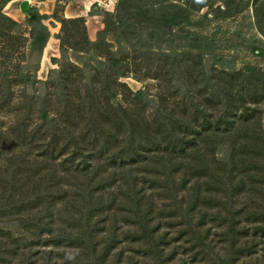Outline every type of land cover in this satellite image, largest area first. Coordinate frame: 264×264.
<instances>
[{"label": "rangeland", "instance_id": "obj_1", "mask_svg": "<svg viewBox=\"0 0 264 264\" xmlns=\"http://www.w3.org/2000/svg\"><path fill=\"white\" fill-rule=\"evenodd\" d=\"M260 51L264 0H0V264H264Z\"/></svg>", "mask_w": 264, "mask_h": 264}, {"label": "trees", "instance_id": "obj_2", "mask_svg": "<svg viewBox=\"0 0 264 264\" xmlns=\"http://www.w3.org/2000/svg\"><path fill=\"white\" fill-rule=\"evenodd\" d=\"M1 17L4 20H7L8 22H10V24H12L14 27L20 26L17 22L12 20L11 18H8L3 13H1ZM34 17H37V20H34L31 23H35L39 27V29L41 31L38 34V38H33L32 39L33 48L36 49V47L38 46V52H39L38 65H37V69H38L39 65H40V62L42 60L43 53H44V50L46 48V45L49 42V39L51 37V32H50V29L48 28V26H46L43 23V21H44L43 16H41L39 13L33 11V18ZM259 53H260L261 56H264V52L260 51ZM55 72H56L55 70L52 71V73H55ZM259 92L263 93L262 95L259 93V99L263 100L264 99V87H262V88L259 87ZM259 156L260 157L264 156V127L261 128L260 124H259ZM261 170H262V172L260 171V173L264 174V166L261 167ZM261 174H259V175H261ZM259 178L264 182V176L263 175L261 177L259 176ZM260 229L261 228L259 227V230Z\"/></svg>", "mask_w": 264, "mask_h": 264}, {"label": "water", "instance_id": "obj_3", "mask_svg": "<svg viewBox=\"0 0 264 264\" xmlns=\"http://www.w3.org/2000/svg\"><path fill=\"white\" fill-rule=\"evenodd\" d=\"M26 6H27V3H26Z\"/></svg>", "mask_w": 264, "mask_h": 264}]
</instances>
